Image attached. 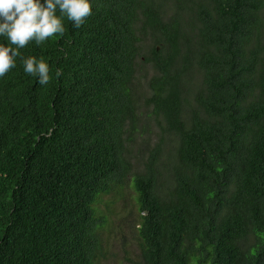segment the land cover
I'll list each match as a JSON object with an SVG mask.
<instances>
[{
    "label": "trees",
    "instance_id": "1",
    "mask_svg": "<svg viewBox=\"0 0 264 264\" xmlns=\"http://www.w3.org/2000/svg\"><path fill=\"white\" fill-rule=\"evenodd\" d=\"M92 8L0 77V264H100L128 178L132 264H264V0Z\"/></svg>",
    "mask_w": 264,
    "mask_h": 264
},
{
    "label": "clouds",
    "instance_id": "2",
    "mask_svg": "<svg viewBox=\"0 0 264 264\" xmlns=\"http://www.w3.org/2000/svg\"><path fill=\"white\" fill-rule=\"evenodd\" d=\"M92 10V0H0V77L14 68L20 57L24 72L37 77L39 85H47L52 78L48 60L23 55L20 49L29 41L43 45L49 38L63 36L65 19L80 28Z\"/></svg>",
    "mask_w": 264,
    "mask_h": 264
},
{
    "label": "rangeland",
    "instance_id": "3",
    "mask_svg": "<svg viewBox=\"0 0 264 264\" xmlns=\"http://www.w3.org/2000/svg\"><path fill=\"white\" fill-rule=\"evenodd\" d=\"M134 193L131 188V180L128 178L122 185H116L109 193L104 194L97 202L103 215L113 222L112 228H109L111 226L107 224L100 231L105 250L100 264H132L126 258H133L138 252L134 239L136 227L131 229L126 224H121L125 216H129L132 221L135 217V222H138ZM135 225L138 226L137 223Z\"/></svg>",
    "mask_w": 264,
    "mask_h": 264
}]
</instances>
